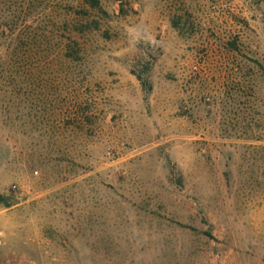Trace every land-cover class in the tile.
<instances>
[{
  "label": "rangeland",
  "instance_id": "obj_1",
  "mask_svg": "<svg viewBox=\"0 0 264 264\" xmlns=\"http://www.w3.org/2000/svg\"><path fill=\"white\" fill-rule=\"evenodd\" d=\"M98 1L0 0V264H264V0Z\"/></svg>",
  "mask_w": 264,
  "mask_h": 264
},
{
  "label": "trees",
  "instance_id": "obj_2",
  "mask_svg": "<svg viewBox=\"0 0 264 264\" xmlns=\"http://www.w3.org/2000/svg\"><path fill=\"white\" fill-rule=\"evenodd\" d=\"M91 3H93V4H95V6H97V8L98 9H100L99 8V1L98 0H89ZM137 78H138V80L140 81V82H142V84L144 83L145 84V80H143V78H141L140 76H137Z\"/></svg>",
  "mask_w": 264,
  "mask_h": 264
}]
</instances>
